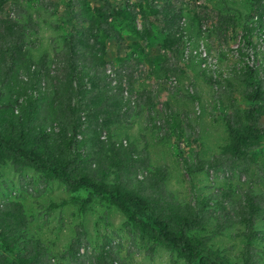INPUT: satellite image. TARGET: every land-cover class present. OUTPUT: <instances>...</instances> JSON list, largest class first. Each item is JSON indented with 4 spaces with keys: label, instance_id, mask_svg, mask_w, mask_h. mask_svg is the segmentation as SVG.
Masks as SVG:
<instances>
[{
    "label": "rangeland",
    "instance_id": "1",
    "mask_svg": "<svg viewBox=\"0 0 264 264\" xmlns=\"http://www.w3.org/2000/svg\"><path fill=\"white\" fill-rule=\"evenodd\" d=\"M154 1L162 4L165 0ZM100 4L102 0H79L83 26L89 25L93 8ZM5 7L20 26L25 55L35 65L43 63L44 71L53 75L55 54L77 23L67 0H6ZM180 7L182 44L177 62L164 45L162 19L151 20L153 36L147 41L131 33L124 20L110 18L120 39L97 35L95 44L106 71H115L124 59L137 65V79L131 85V112L109 123L110 136L145 156L146 166L139 170V176H162L164 187L179 203L198 204L201 210L216 212L217 198L205 203L206 197L227 192L231 198L227 202L234 206L247 189L264 200V135L251 151L253 161L237 159L231 167L206 168L193 174L185 169L196 157L207 160L222 153L229 143L226 113L251 104L243 92L242 59L233 51L239 38L249 34L252 41L255 38L250 22L258 15L255 2L183 0ZM136 23L140 28V14ZM199 46L216 58V70L187 54L189 47ZM261 82L264 86V78ZM123 84L129 91L125 79ZM13 204L26 220L22 241L38 245L42 264H97L95 255L103 244L113 252L112 264H185L183 257L163 245L150 253L151 241L117 206L89 195L86 189L68 190L57 179L29 167L17 170L8 162L0 165V207L13 208ZM215 224L210 219L191 233L209 236L212 249L239 262L245 248L244 226L234 223L214 234ZM255 228L264 231V219H257ZM73 240L81 243L77 252L70 247ZM252 249L256 264H264V239L253 241Z\"/></svg>",
    "mask_w": 264,
    "mask_h": 264
},
{
    "label": "trees",
    "instance_id": "2",
    "mask_svg": "<svg viewBox=\"0 0 264 264\" xmlns=\"http://www.w3.org/2000/svg\"><path fill=\"white\" fill-rule=\"evenodd\" d=\"M78 2L67 0L77 23L65 38L64 47L55 54V68L50 75L44 71L43 63L35 65L25 55L20 26L5 7L6 0H0V165L9 162L17 170L32 168L59 180L68 190L86 189L89 195L117 206L131 225L151 241L150 253L163 245L183 257L185 264H256L252 243L264 239V231L255 228L257 219H264L262 197L247 189L233 206L227 202L231 199L227 192L210 195L204 202L217 198L216 212L201 210L198 204L179 203L164 187L162 176H139V170L146 166L145 156L110 136L109 123L131 112V85L137 79V65L124 59L110 77L96 48L97 35L120 39L110 18L124 20L131 33L147 41L153 36L151 20L162 19L164 45L171 50L172 61L177 62L182 44L183 0H165L162 4L154 0H102L93 8L88 26L82 25L85 18ZM254 2L261 19L264 0ZM138 14L140 28L136 23ZM244 69L243 92L250 106L226 113L227 147L210 159L196 157L194 162H187L188 174L231 167L237 159L254 160L251 151L264 135V75L257 68ZM48 78L53 80L51 89L47 88ZM123 79L128 95L124 94ZM210 219L216 223L214 234L234 223L244 226L245 248L239 262L212 249L209 236L191 233ZM25 228L26 220L15 204L13 208L0 207V264H42L38 245L22 241ZM80 244L73 240L70 247L77 252ZM114 259L107 244L95 255L97 264H112Z\"/></svg>",
    "mask_w": 264,
    "mask_h": 264
},
{
    "label": "built area",
    "instance_id": "3",
    "mask_svg": "<svg viewBox=\"0 0 264 264\" xmlns=\"http://www.w3.org/2000/svg\"><path fill=\"white\" fill-rule=\"evenodd\" d=\"M250 22L254 28V40L252 41L250 34L245 36V38H239L238 43L234 46L233 52L236 57L242 59L241 65L243 67L257 68L260 74L264 75V15H262L261 19L258 15H255ZM188 53L190 56L202 59L203 65L208 69L216 70V58L210 55L202 46L195 48L189 47L187 50ZM106 72L110 77H114L113 71L108 69ZM123 86L124 94L128 95L127 87L125 84Z\"/></svg>",
    "mask_w": 264,
    "mask_h": 264
}]
</instances>
